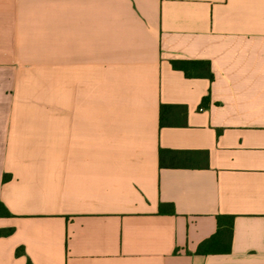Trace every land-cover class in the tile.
I'll use <instances>...</instances> for the list:
<instances>
[{"label":"crops","instance_id":"obj_1","mask_svg":"<svg viewBox=\"0 0 264 264\" xmlns=\"http://www.w3.org/2000/svg\"><path fill=\"white\" fill-rule=\"evenodd\" d=\"M0 202V264H264V0H0Z\"/></svg>","mask_w":264,"mask_h":264},{"label":"trees","instance_id":"obj_2","mask_svg":"<svg viewBox=\"0 0 264 264\" xmlns=\"http://www.w3.org/2000/svg\"><path fill=\"white\" fill-rule=\"evenodd\" d=\"M172 66L176 70L183 71L188 77H204L208 79H213V74L211 72V66L209 62L205 61H185L178 60L172 61ZM209 103V97H205L202 102V106H205ZM177 106H161L160 113V126H180L185 123L179 121L167 120L164 117V110L166 108H176ZM10 178L9 175H6L4 181H7ZM12 217L8 209L0 202V218ZM231 219V220H229ZM14 229H1L0 238L7 237L13 233ZM233 232V218L226 216L218 217V230L217 232L202 242L197 250V253L200 255H206L209 253H229L231 251V238ZM24 254V249L18 248L16 255L20 256Z\"/></svg>","mask_w":264,"mask_h":264}]
</instances>
